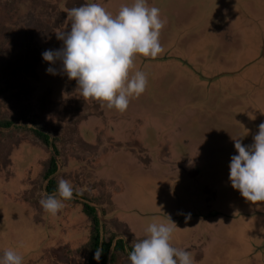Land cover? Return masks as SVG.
Wrapping results in <instances>:
<instances>
[{
    "label": "rangeland",
    "instance_id": "obj_1",
    "mask_svg": "<svg viewBox=\"0 0 264 264\" xmlns=\"http://www.w3.org/2000/svg\"><path fill=\"white\" fill-rule=\"evenodd\" d=\"M86 1L96 3L95 0ZM97 1L113 16L125 3L131 6L135 2L111 0L110 4H104L103 0ZM146 2L150 7L160 9L161 19L165 21L160 34L164 52L158 56L163 58L156 60L155 65L150 57L135 56L132 73L143 71L148 84L138 98H130L123 113L109 109L106 103L103 105L110 111V119L113 115H131L134 118L132 122L125 119L123 126L119 122L109 123V134L101 118L86 120L99 114L97 101L81 98L76 81L69 80L66 74L46 73L50 65L41 54L47 49L62 46L55 32L60 31L58 25H69L70 18L63 22L62 17L66 7L60 8L57 3L53 5L50 0H0V120L15 121L10 128L0 129V257L5 250L13 249L22 255V264H91L85 247L91 224L88 220L80 222L87 219L83 206L74 201H64L65 207L52 222L48 220L53 215L39 204L40 195H45L43 189L46 184L41 173L42 161L54 156L58 159L56 179L63 178L82 192L75 196L76 201L91 202L101 210L103 241L112 238L115 245L123 238L128 248L134 240L145 238L142 234L146 235L151 223H169V216L177 224L170 243L190 252L194 264H264V214L260 213L264 212V203L251 204L232 188L228 179L230 169L222 158L213 167L203 168L208 172L205 181L213 186L220 185L214 209L221 213L205 217L204 199L193 194L195 189L199 191V187L183 175L175 176L181 174L178 170L160 167V164L153 169L144 161L145 164L137 166L134 154L146 161V156L137 148L135 151L116 152L117 145L112 151L108 146L105 150L98 147L106 141L105 138L109 139L114 134V128L136 129L139 123L135 120L140 118V113L161 111L175 118L183 117V121L189 122L194 130L191 126L196 127L197 121L190 115L185 118L184 112L188 109L199 111L197 106L190 105L201 103L194 99L195 95L202 100L203 96H213L214 92L211 88L206 92L200 87L195 94L198 89L191 83L194 67L184 65V70H180L178 62L181 59L190 62L194 56L202 55V66H205L209 63L210 54H217L219 48L223 50L219 56L225 55L227 51L223 49L224 42L219 36L227 27L235 28L242 37L243 48H249L256 31L264 32L263 0H258L259 8L255 7L256 12L253 13L246 0ZM177 12L186 13L180 18L182 21L175 18ZM249 16L257 18V23H249L252 20ZM238 53L236 51L235 59ZM56 67L59 68V63ZM209 111L213 113L211 109ZM228 113H222L220 123L214 124L220 127L227 121L226 138L223 135L215 145L226 143L232 147H227L225 153L229 165L231 156L237 154L233 138H240L244 145L251 144L258 129L245 126L233 133L237 129L232 126ZM193 119L194 125H190ZM207 123L213 127L212 119ZM35 128L50 134L59 155L35 135ZM145 129L147 135L154 128ZM99 136L104 139L98 145ZM105 145L103 143L102 147ZM124 182L128 184L124 186L127 192L121 196V206L118 205L121 209H116V195ZM117 211L129 216V223L134 224L141 235L129 234L126 225L117 220L114 214ZM251 212L256 214L245 215ZM188 213L191 216L186 222L184 214ZM227 214L236 218H229ZM63 215L68 216L64 218ZM73 224L77 225L78 233L73 231ZM196 250L200 252L196 253ZM119 255L118 264H130L126 254Z\"/></svg>",
    "mask_w": 264,
    "mask_h": 264
},
{
    "label": "clouds",
    "instance_id": "obj_2",
    "mask_svg": "<svg viewBox=\"0 0 264 264\" xmlns=\"http://www.w3.org/2000/svg\"><path fill=\"white\" fill-rule=\"evenodd\" d=\"M70 27L55 32L62 41L57 49L42 52L49 63L46 73L66 74L75 80L80 96L106 103L120 113L127 110L130 98H138L146 90L148 79L141 70L132 73L137 54L156 59L164 52L160 34L165 26L160 9L149 6L146 0H135L122 6L115 16L99 3H83L67 12ZM59 63V68L56 65ZM235 155L230 158L229 181L233 189L251 204L264 203V122L258 125L253 143L244 145L233 138ZM58 195H40L39 204L55 216L70 201L74 192L65 179L57 181ZM183 214V213H181ZM185 221L191 214H184ZM169 223H151L143 239L134 240L128 253L130 264H194L190 252L170 243L177 224L168 216ZM102 250L93 258L99 262ZM23 257L13 249L4 251L0 264H22Z\"/></svg>",
    "mask_w": 264,
    "mask_h": 264
},
{
    "label": "crops",
    "instance_id": "obj_3",
    "mask_svg": "<svg viewBox=\"0 0 264 264\" xmlns=\"http://www.w3.org/2000/svg\"><path fill=\"white\" fill-rule=\"evenodd\" d=\"M50 1H53V5L57 3L60 8L64 6L66 7L64 10H67L62 11V17L64 18L63 22L68 21L69 17L67 12L70 8L78 7L83 3H90L86 0ZM110 1L111 0H103L102 2L104 4H110ZM95 2L99 3L97 0H95ZM115 2L116 1L113 3ZM148 2L155 4L157 0H148ZM246 2L250 6V11H252V13L256 12L255 7H258V0H246ZM240 6L243 7L242 5ZM184 14L186 13L177 12V16L175 15V18L182 21L180 18ZM193 14H195V12H193ZM249 18H251V16H249ZM251 19L252 20H250L249 23H251V21L255 22L254 24L257 23V18ZM68 24L69 25L67 27H61L64 25L61 24L58 25L57 28L60 27V31L67 30L70 27V20L68 21ZM221 32L222 33H220L219 37L222 39L220 41L222 43L224 42L223 49L229 53L225 52V55L219 56V54L223 51L219 48V50H217V54H210L209 63L205 66H202V55L200 57L199 55L194 56L193 59H190V62L186 61L185 59H179L180 62H178L180 65V70H184V65H187L188 67H194L192 72L193 81H191V83H194L198 89L195 90V94L197 91H199L200 87L205 88L206 92L207 88H211L214 92L213 96L211 94V96L208 97L207 94L201 98L202 100H200V98L194 94L196 97L194 99L200 101L202 104H198L196 102L193 103V101H190L193 103L190 105H192L194 108L197 106L199 111H196V109L190 111L188 109L186 113L184 112L185 118L188 117L187 115H190V118H194L195 122L197 121V126L195 127L193 124L194 119L190 120V125H194L191 126L194 128V130L190 128L189 122L186 124V122L183 121V117L181 119L175 118L170 113L166 115L160 111L159 113L154 114L152 112L140 113V118L135 120V123H139L136 129L127 128L125 131V129L116 130V128L113 127V131L115 132L110 136L109 139L105 138L106 141H103V143L106 145L103 147V143L100 141H102L104 138H100L101 136L98 137V139L100 138L98 145L101 143V146L98 147H101V149H104L106 146H108L109 151H112L115 150V145H117V150H115L116 152H129L131 150L135 151V148H137V151H142L143 155L146 156V161L144 160V157L140 158L135 154L133 155L136 158H133L136 162L135 164L139 167L140 164H145L144 162H148V166H153V169H157L156 165L160 164L162 165L160 167L176 169L181 173H177L175 176L183 175L187 179L193 180L196 187H199V191L195 189L193 194H195L196 197L201 196L205 202V205L202 206V208L207 212L206 214H203L205 217L209 215L216 216L221 213L214 209L215 201L220 195V185L217 183L218 185L215 184L213 186L212 183L206 182L204 178L208 175V172L203 168L213 167V165L219 162L221 158L226 164L225 166H229V158L227 159L225 157V153L227 147H230V149L232 148L226 143L224 145H219L218 147L215 145L217 139H221L222 136L226 134L225 130L227 128V121L220 127L219 125L215 126L214 122L219 124L222 118L221 114L229 112V119L232 122V126L234 125V127L237 129L233 133L244 129L245 126H250L251 129L254 128V130H256L258 129V125L264 122V51H262V49H264V32L260 30L256 31L255 40L251 42V45H248L250 46L249 48H243L242 37L236 33L235 28L227 27L225 31L222 30ZM191 44H193V41ZM236 51L239 52L236 56L237 60L235 59ZM162 58L163 57L161 56L151 60L156 65L157 62L155 61L161 60ZM199 68H202V71H200ZM244 74H247V77L244 78ZM68 89L71 90V88ZM90 100L92 99H89V101ZM92 101L94 102V100ZM98 105L100 107L98 109L100 111L99 114L89 116L86 120L92 121L97 120V118H101V120L105 123V131L107 130L109 134L110 125L112 123L115 124V122H119L120 125L123 126L122 123L125 119V121L131 122L134 119L131 115H113L110 119V111L103 107L105 103L98 102ZM209 109H211L213 113H210ZM102 112L103 114H101ZM209 119H212L213 127L207 125V121ZM146 127L147 129H154L150 132H147V135H145ZM122 131L123 133H118ZM126 132L129 133V136L126 135ZM123 184H120V191L116 195V202L114 203L116 209H121L118 207V205L121 206V196H124V193L127 192L124 186L128 184L126 182ZM27 204L30 206V203ZM260 213L264 214V212ZM114 214L116 215V218L119 220V222H122L124 225H126L130 231L129 234L141 235V233L136 230L134 224L129 223V216L119 213L118 211ZM255 214L256 212H251L250 214L245 215L254 216ZM67 216L68 215H63L64 218H67ZM239 216H241V214ZM54 218L55 216H49L48 221L51 220L52 222H55ZM229 218L235 219L236 217L233 215L229 216ZM87 220L90 222L88 218H83L80 220V222ZM248 222H246L245 226L248 225ZM80 225L82 226L81 223ZM72 226L75 227L73 231L78 233L76 227L77 225L75 226L73 224ZM145 236V234H142V237ZM198 252H200V250H198ZM198 252L196 250V253Z\"/></svg>",
    "mask_w": 264,
    "mask_h": 264
},
{
    "label": "trees",
    "instance_id": "obj_4",
    "mask_svg": "<svg viewBox=\"0 0 264 264\" xmlns=\"http://www.w3.org/2000/svg\"><path fill=\"white\" fill-rule=\"evenodd\" d=\"M15 125V121L12 120H0V129L10 128ZM35 135L44 142L45 145L52 148V150L59 155V149L54 141V139L50 136V134L44 131L41 128L33 129ZM42 178L46 183L43 189L45 195H57V179L56 173L58 170V159L57 157L50 156L47 157L46 160L42 161ZM77 194H73V198L69 202H77L83 206V212L86 214L87 218L90 221V235L89 240L87 241V246H85L88 250L89 262L91 264H118L121 253L126 254L128 257V253L131 251L132 246H128L126 241L123 238L117 240L116 244H113V239L110 238L108 241L102 239L103 234V224L100 218L101 210L98 209V206L93 203H89L88 201H76L75 196ZM126 246V247H125ZM102 250L101 258L96 261L93 256L96 250ZM113 250V251H112Z\"/></svg>",
    "mask_w": 264,
    "mask_h": 264
}]
</instances>
